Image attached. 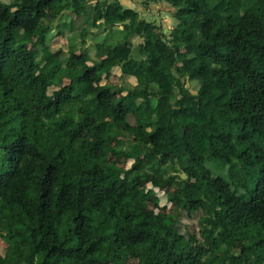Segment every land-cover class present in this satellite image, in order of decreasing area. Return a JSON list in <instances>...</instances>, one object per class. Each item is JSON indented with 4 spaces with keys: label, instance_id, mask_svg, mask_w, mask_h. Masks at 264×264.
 <instances>
[{
    "label": "trees",
    "instance_id": "obj_1",
    "mask_svg": "<svg viewBox=\"0 0 264 264\" xmlns=\"http://www.w3.org/2000/svg\"><path fill=\"white\" fill-rule=\"evenodd\" d=\"M150 3L170 30L116 0H0V264H264V0Z\"/></svg>",
    "mask_w": 264,
    "mask_h": 264
},
{
    "label": "rangeland",
    "instance_id": "obj_2",
    "mask_svg": "<svg viewBox=\"0 0 264 264\" xmlns=\"http://www.w3.org/2000/svg\"><path fill=\"white\" fill-rule=\"evenodd\" d=\"M5 1V0H2ZM146 1V0H143ZM150 14V13H149ZM148 23L150 21L152 22L153 27H159L162 28V31L164 30L163 27H165L167 30H170L172 28V19L170 14L168 13H161L159 12L158 15L154 14L151 16H148ZM99 23V22H97ZM76 24V27L80 26L77 23V20L74 22V25ZM89 31L93 32V35L90 37H87L86 42H87V47L90 57L97 59V58H102L104 57V55L106 54V47L105 45H103V39L104 37H106V35H108V37H110L109 31H105L102 28L101 29H94V28H90ZM58 37H61V39H57ZM136 40V39H135ZM111 41V38H109L107 40L106 43H109ZM138 40H136L135 43H137ZM51 46H52V50H57V49H66V39L63 36H59V35H55V37L52 39L51 42ZM102 47V48H101ZM115 70V69H114ZM113 70V71H114ZM117 74H119V70L116 68L115 72H112V74L107 77H104L102 80V83H106L109 85H120V84H124L121 80L120 77ZM121 75V72H120ZM65 79V80H64ZM63 83H65L67 81L66 78H64ZM128 85H130L128 82H126ZM125 85V84H124ZM188 87V86H187ZM190 90H195L197 87L195 84H193L192 86L190 85V87H188ZM153 111H155V109L153 108ZM130 124L132 126H134V121L130 119ZM196 124L192 127L191 130H193V132L196 131H202L203 129L206 128V125L204 124H200L199 120H196ZM133 132H137V130L135 128H132ZM181 135H186L188 134V130H183L180 132ZM193 142L196 143V137L193 134ZM114 149V150H118L120 149V147L114 143H108V147L105 149V157H107V160H115L116 161V165L120 168V169H127L129 168V166L131 165L132 161L130 160H124L123 158H113L111 156L110 150ZM145 192L146 191H153V196L150 199H141L139 200V203H145L147 204V209L148 210H153L154 213H156L157 215H164V214H171L174 215L175 213V202L173 200V193H174V189L171 188L168 185H165L163 187V189H158V188H152L150 186L149 183H146L143 186ZM156 198L158 199V205L157 207H152V204L150 203V201ZM150 200V201H149ZM154 208V209H153ZM197 214H193L189 217L184 216L182 217L180 220V230L182 232H190V233H197L198 231V227H197ZM201 243H203L204 245H210V238H203L201 239ZM6 246V245H5ZM131 264H136V261H132Z\"/></svg>",
    "mask_w": 264,
    "mask_h": 264
},
{
    "label": "crops",
    "instance_id": "obj_3",
    "mask_svg": "<svg viewBox=\"0 0 264 264\" xmlns=\"http://www.w3.org/2000/svg\"><path fill=\"white\" fill-rule=\"evenodd\" d=\"M116 1H118L121 5H122V7L123 8H126V9H129V10H131V11H134V12H136L137 14H139L140 16H141V19H143L144 21H146V22H148L147 20H148V16H151V15H154V14H156V15H158L159 14V12H161V13H168L169 14V9H168V7L165 5V4H154V3H150L149 5H147V6H145V5H143V0H116ZM91 3H94L93 1L91 2ZM150 13V14H149ZM150 22H153V21H150ZM172 24V23H171ZM121 27H119V29H120ZM163 31H165V27H163ZM167 30V29H166ZM57 39H61V37H58ZM65 39H66V37H65ZM138 40L137 41V43H140V40L139 39H137V38H134L133 40H132V43L133 44H136L135 42H136V40ZM66 44H67V40H66ZM52 47V46H51ZM86 47H87V45H86ZM106 47V46H105ZM102 48V47H101ZM58 50V49H57ZM62 50H65L64 48L62 49ZM77 53H79V52H77ZM90 55V54H89ZM106 55V54H105ZM104 55V56H105ZM118 70H119V74H117L118 76H120V69L118 68V67H116ZM116 68H114L115 70H116ZM113 69V70H114ZM112 70V72H115V70L113 71ZM112 72L108 75L109 77H110V75L112 74ZM107 77V76H106ZM67 79V78H66ZM65 80V79H64ZM63 80V81H64ZM102 83V82H101ZM128 83L130 84V86H135L136 85V80H135V78L134 77H130L129 79H128ZM103 84V83H102ZM104 84H106V83H104ZM120 95L121 96H124L125 95V92H121L120 93ZM137 100H139V98H137Z\"/></svg>",
    "mask_w": 264,
    "mask_h": 264
}]
</instances>
